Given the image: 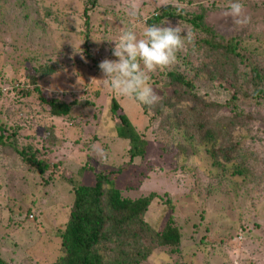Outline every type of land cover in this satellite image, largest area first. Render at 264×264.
<instances>
[{"label":"rangeland","instance_id":"obj_1","mask_svg":"<svg viewBox=\"0 0 264 264\" xmlns=\"http://www.w3.org/2000/svg\"><path fill=\"white\" fill-rule=\"evenodd\" d=\"M21 1L25 2L24 9L10 17L0 33L3 34L0 36V80L6 78L9 83L24 79L28 74H35V69L42 64L59 60L60 66L67 65V69L47 78L40 85L48 94L79 104L73 106L69 119L55 120L60 142L55 150H50L51 147L45 144L42 159L49 160L51 164L60 162L59 172L71 177L74 183L87 186L95 184V173L82 172V165L88 163V167H96L98 173L117 170L127 162L130 159L127 155L129 143L117 136L115 126L120 121L110 109L112 98H117L134 127L149 140L146 156L131 163L118 178L117 186L125 197L134 199L152 192L161 195L170 193L175 205L174 218L184 234L182 246L177 251L160 250L143 264H182L185 255H188L186 264H264V199L256 198L250 187L241 183L238 184V191L230 195L223 193L215 182L213 188L207 186V191H202L209 183V174L216 172L205 149L200 148L195 159L182 157L173 144L165 151L160 141L163 133L159 122L150 126L149 116L143 114L141 106L132 98L117 96L103 81L104 76L98 67L105 58L116 59L112 54L114 42L108 40L118 39L126 25H134L138 35L141 34L147 26V18L155 17L169 7L183 14L205 13V24L221 34H245L250 31L264 34V0H240L245 15L251 18L242 27L234 26L232 19L225 16L233 0H194L191 5L188 0H99L98 7L91 8L89 12L91 47L88 49L98 64L95 67L91 60L87 63L90 65L83 66L84 69L73 64L86 60V19L82 13L87 0ZM173 3L175 6H172ZM14 4L10 2L8 7ZM50 9L55 14L51 12L48 17L46 13ZM164 21V26H180L178 22ZM12 38L16 39V52L9 41ZM22 40L25 44L21 43ZM5 43L11 44L10 47L6 48ZM37 52L41 54L37 55ZM186 52L185 48L178 53L177 63L169 69L182 71L199 90V95L206 98L204 104L207 101L227 104L223 110L230 115L229 108L226 110L225 106H229L234 93L231 79H218L206 87L201 77H195L197 71H206L200 66L202 63L197 60L196 51ZM188 61L193 63L187 65ZM256 63L261 65L262 60L258 59ZM79 72L81 74L77 76ZM152 88L159 97L157 107L162 98L161 90L154 85ZM6 98L8 102L4 103V108L0 106L3 113L1 122H6L9 110L20 108L18 104L14 105L18 101L12 94ZM186 99L189 103L187 110L197 108L193 99L189 96ZM262 103L256 109L253 106L250 109H255L256 123L262 132L257 152L264 160V99ZM211 112L215 114L216 111ZM204 118L210 120L208 114ZM204 118L201 122H205ZM22 120L28 121L25 113H19L12 126ZM48 122L51 119L38 121L34 130L23 131L19 135L21 145L31 143L40 148L43 142L52 140L53 137L44 134ZM179 138L181 134L174 133L172 141L181 143L182 138ZM7 154L0 145V257L9 264H49L57 257L60 247L55 237L57 228L66 224L74 201L71 186L56 174L55 182L47 187L40 173H22L17 167L19 161ZM194 172L201 179L200 191L192 185ZM149 215L153 216V210ZM13 222L26 224L15 231ZM203 238L207 242L223 244L224 249L216 251L212 257L206 248H197Z\"/></svg>","mask_w":264,"mask_h":264},{"label":"trees","instance_id":"obj_2","mask_svg":"<svg viewBox=\"0 0 264 264\" xmlns=\"http://www.w3.org/2000/svg\"><path fill=\"white\" fill-rule=\"evenodd\" d=\"M10 2H15L13 7H8ZM188 4H194V0H188ZM98 5L99 0H87L82 13L86 19V60L73 64L80 69L90 65L87 63L93 60L88 51L91 47L89 12ZM24 7L25 2L21 0H0V33L9 23L8 19L21 12ZM51 12L54 13L51 9L46 13L48 17ZM164 20L178 22V25L194 33V41L186 42L185 48L188 53L196 51L197 60L202 63L199 65L206 70L204 73L197 71L195 74L197 79L201 77L203 85L210 87L218 79H231L234 93L231 95L229 106H225L226 110L229 108L230 115L223 110V106L227 104L216 101H207L204 104L206 98L199 95V90L187 80L183 72L170 69L149 74L151 86H158L161 90L162 98L157 107L150 108L136 102L141 106L143 114L149 116L150 126L159 122V129L163 133L160 141L165 151L173 144L182 157L195 159L199 149H205L216 172L209 174V183L205 184L206 187L202 191H207V186L213 188L215 182L223 193L230 195L238 191V184L241 183L250 187L256 198L264 199V160L259 158L257 152L262 132L255 116V109L263 104L264 99V34L255 31L245 34H221L205 24V13L183 14L170 7L155 17L147 18L145 24L162 25ZM11 40L9 41L16 52V39ZM21 43L25 44L23 40ZM10 45L5 43L6 48ZM258 59L262 60L261 65L256 63ZM93 61L96 67L97 60ZM191 63L193 62L188 61L187 65ZM60 64L59 60H50L37 67L35 74H28L24 79H15L9 83L6 78L0 80V106L4 108V103L8 102L6 97L12 94L18 101L14 102V105L18 104L20 107L6 113V122L0 121V145L7 151L8 156L14 157L16 162L19 161L17 167L22 173H40L43 184L47 187L55 182L56 174H59L63 182L70 184L74 194L68 220L57 228L55 235L60 246L57 257L48 263L143 264L160 250L177 251L182 246L184 234L174 218L175 205L172 195L168 192L163 195L152 192L134 199L125 197L117 186L121 174L135 159H143L149 146L147 136L139 133L134 127L117 98H112L110 109L112 115L120 121L115 126L117 136L129 143L127 155L130 159L127 162L121 164L117 170L98 173L95 171L96 167H88V163L82 165V172L95 173V184L87 186L80 182L74 183L71 177L59 172L60 162L51 164L49 160L42 159L45 144L51 147L50 150H55L59 145L55 120L69 119L73 106L79 105L77 101L67 102L59 95L46 93L40 85L47 78L67 69V65L62 68ZM76 74L78 76L81 73ZM187 96L197 104L198 112L197 108L187 110ZM252 106L255 109H250ZM209 111L216 112L211 114ZM19 113H25L28 121L22 120V123L12 126ZM2 114L0 112V117ZM199 114L202 117H199ZM206 114L210 118L209 121L204 118ZM47 118L51 119V122H48L49 126H45L47 131H44V134L53 137L52 140H46L40 148L31 143L21 145L19 135L25 130H34L36 122L45 121ZM203 118L205 122H201ZM174 133L181 134V143L172 141ZM48 174L50 175L47 176ZM192 178L193 188L199 190L202 186L200 176L194 172ZM152 210L153 216H150ZM26 216L29 218V214ZM12 224L15 231H18L24 228L26 223ZM202 247L206 248L212 257L216 251L224 249L223 244L207 242L206 238L202 239L197 248ZM193 255L196 256L195 253ZM187 257L188 255L183 257L182 264H186ZM0 264L9 263L0 257Z\"/></svg>","mask_w":264,"mask_h":264},{"label":"clouds","instance_id":"obj_3","mask_svg":"<svg viewBox=\"0 0 264 264\" xmlns=\"http://www.w3.org/2000/svg\"><path fill=\"white\" fill-rule=\"evenodd\" d=\"M172 6H175L173 3ZM133 5V9H135ZM135 15V11L132 13ZM234 26L250 22L240 0H233L225 12ZM114 42L112 54L116 59L105 58L98 67L103 81L117 96L129 97L140 104L154 107L159 97L149 82V74L164 71L177 63L178 53L187 43L194 41V33L180 26L149 25L138 35L134 25H126Z\"/></svg>","mask_w":264,"mask_h":264}]
</instances>
